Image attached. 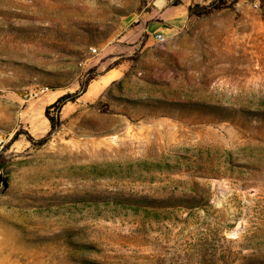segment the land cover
Wrapping results in <instances>:
<instances>
[{
  "label": "rangeland",
  "instance_id": "rangeland-1",
  "mask_svg": "<svg viewBox=\"0 0 264 264\" xmlns=\"http://www.w3.org/2000/svg\"><path fill=\"white\" fill-rule=\"evenodd\" d=\"M0 105V264H264V0H0Z\"/></svg>",
  "mask_w": 264,
  "mask_h": 264
},
{
  "label": "crops",
  "instance_id": "crops-1",
  "mask_svg": "<svg viewBox=\"0 0 264 264\" xmlns=\"http://www.w3.org/2000/svg\"><path fill=\"white\" fill-rule=\"evenodd\" d=\"M174 8V16H169L168 10H164L160 13V19H161V25L164 26L163 30H170L175 28H180L183 26V24L186 21V7L185 4H179L173 7ZM2 111V105H0V112ZM18 122L17 125L18 126ZM11 131H7L5 133H2L0 131V137H3L4 139H9L11 136Z\"/></svg>",
  "mask_w": 264,
  "mask_h": 264
},
{
  "label": "trees",
  "instance_id": "trees-1",
  "mask_svg": "<svg viewBox=\"0 0 264 264\" xmlns=\"http://www.w3.org/2000/svg\"><path fill=\"white\" fill-rule=\"evenodd\" d=\"M75 98H76V95H71V96L63 95V96H60L59 98H57V100L52 105L47 107V109L45 111V114L47 115V110L50 109L51 107H57V109L59 110V108L62 105H64L67 101H69V100L73 101ZM50 122H51V119H50ZM15 136H16V134L12 137V139H14Z\"/></svg>",
  "mask_w": 264,
  "mask_h": 264
},
{
  "label": "built area",
  "instance_id": "built-area-1",
  "mask_svg": "<svg viewBox=\"0 0 264 264\" xmlns=\"http://www.w3.org/2000/svg\"><path fill=\"white\" fill-rule=\"evenodd\" d=\"M160 37H162V34H160V33H156V34H154V40H155L156 38H160ZM92 51L95 52L96 50L93 49ZM45 90H47V89L42 88V89H40L39 91L35 92L34 94L37 95V94H39V93H44ZM3 142H4V138H3V137H0V144H2Z\"/></svg>",
  "mask_w": 264,
  "mask_h": 264
},
{
  "label": "bare ground",
  "instance_id": "bare-ground-1",
  "mask_svg": "<svg viewBox=\"0 0 264 264\" xmlns=\"http://www.w3.org/2000/svg\"><path fill=\"white\" fill-rule=\"evenodd\" d=\"M154 41H155V42H162V41H163V37L156 38Z\"/></svg>",
  "mask_w": 264,
  "mask_h": 264
}]
</instances>
